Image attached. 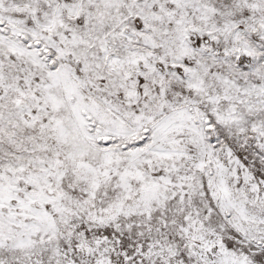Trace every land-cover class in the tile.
<instances>
[{"label":"snow or ice","instance_id":"1","mask_svg":"<svg viewBox=\"0 0 264 264\" xmlns=\"http://www.w3.org/2000/svg\"><path fill=\"white\" fill-rule=\"evenodd\" d=\"M0 264H264V0H0Z\"/></svg>","mask_w":264,"mask_h":264}]
</instances>
